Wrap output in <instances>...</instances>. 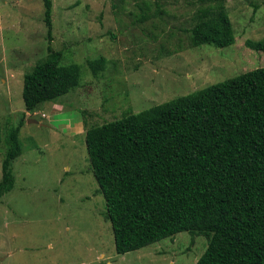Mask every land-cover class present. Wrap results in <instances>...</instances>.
Masks as SVG:
<instances>
[{
  "label": "rangeland",
  "instance_id": "rangeland-1",
  "mask_svg": "<svg viewBox=\"0 0 264 264\" xmlns=\"http://www.w3.org/2000/svg\"><path fill=\"white\" fill-rule=\"evenodd\" d=\"M50 2L49 39L43 0H0V179L11 129L21 144L14 187L0 198V264H195L207 240L187 232L116 253L85 133L264 67V0H226L235 42L225 48L191 46L201 0ZM48 47L61 66H81L79 86L26 112L24 75ZM100 57L94 76L87 63Z\"/></svg>",
  "mask_w": 264,
  "mask_h": 264
},
{
  "label": "trees",
  "instance_id": "trees-1",
  "mask_svg": "<svg viewBox=\"0 0 264 264\" xmlns=\"http://www.w3.org/2000/svg\"><path fill=\"white\" fill-rule=\"evenodd\" d=\"M225 2L201 0L207 7L189 29L192 47L234 44ZM43 5L50 39V0ZM61 61L48 47L24 75L26 112L79 86L81 66ZM87 64L97 76L105 60ZM18 131L5 139L0 198L14 187ZM85 147L117 254L187 232L207 240L195 264H264V67L92 126Z\"/></svg>",
  "mask_w": 264,
  "mask_h": 264
},
{
  "label": "water",
  "instance_id": "water-1",
  "mask_svg": "<svg viewBox=\"0 0 264 264\" xmlns=\"http://www.w3.org/2000/svg\"><path fill=\"white\" fill-rule=\"evenodd\" d=\"M32 121L29 120V123H31Z\"/></svg>",
  "mask_w": 264,
  "mask_h": 264
}]
</instances>
